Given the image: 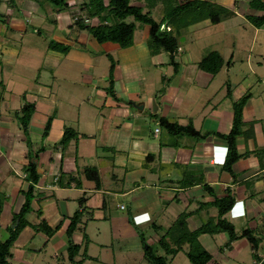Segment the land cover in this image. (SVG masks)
I'll list each match as a JSON object with an SVG mask.
<instances>
[{"label":"crops","instance_id":"obj_1","mask_svg":"<svg viewBox=\"0 0 264 264\" xmlns=\"http://www.w3.org/2000/svg\"><path fill=\"white\" fill-rule=\"evenodd\" d=\"M25 1L27 0H18V2L15 0H0V6L3 5L2 8L4 9L3 13L0 12V16H3V20L5 19L1 22L7 27L3 39L0 41V55H3L2 53L8 56L11 53L18 55L23 51L22 55L33 56L42 59L43 62L47 61L46 67L51 65L50 60H53L55 56L61 57L62 59L57 58L59 64L53 68V73L57 76L61 74L59 69L63 60L70 63L76 62L78 65L83 63V67H86V71L83 69L85 74L81 76L84 80L83 86L96 89L97 96L95 99L88 98L86 100L87 105L90 107L84 106L76 100L69 101L68 106H70V109H76L77 113L72 112L69 117L72 116L76 120V129L79 132L83 121L84 124L86 123L89 113H92L94 109H98V112L91 117V121L84 125L82 130L83 140L81 136L82 141L76 142L74 139L71 141L72 143H69L74 144V152L71 157L68 148L54 147L60 140L63 130L68 127L69 117L60 114L62 109L61 100L52 90L49 91L46 87H44L46 89L41 88V85H34L35 89L38 88L43 94L42 97L47 100L53 96L50 103L57 105V108L52 111L51 117L53 120L46 138H42L41 134L50 116L49 110H46L47 112L35 110L29 123V127L37 129L38 134H40V136L36 134V138H40V143H38V146H31L32 153L38 151L41 147H44L45 150L40 151L36 161H33L37 165V172L40 175V179L35 185V198L33 200L35 208H31L30 212L34 215L32 218L27 219L29 224L23 229V231H27L25 237L19 236L11 248L10 264L11 261L16 264H33L38 255L43 256L42 253L47 252L53 253L52 257L54 259L60 260V258H63L62 252L67 251V239L65 242L64 238L66 237L65 231L69 224V218L76 211H79L81 206L79 204V209L75 211L70 209V204L71 202H79L80 198L86 200L84 207L87 212L81 218L79 229L72 236L73 244L82 247L85 237H89L87 228L90 221L108 222L112 231V233L110 231L111 240L115 239L117 242L121 240L120 254L124 257L131 256L130 254L142 256L145 250V244L140 242L138 238V235H143L142 231L134 227L137 232L135 235L134 230L129 229V225L133 223L132 215L147 214L149 216V221L152 220L150 229L155 234L150 236L148 240L143 235V239L146 244L155 245L162 238L164 231L168 230L181 214L187 215V228L192 232L207 223V221L216 220L218 211L213 205L214 198L225 197L228 193L233 195L235 204L224 215V219L232 224L235 231H237V222L241 223L244 217L247 216L252 221L243 226L244 229H249L254 233L258 231L259 235L262 231L261 236L264 237V219L261 217L263 210L254 207L250 202L253 196H259L264 191V169H261L258 158L254 155L241 158L232 166V173L230 174L222 168L227 153V147L223 140L209 135L204 138L182 136V138H178L179 141H172L169 133L166 132L162 136L161 130L157 128V126L160 127L158 118L163 117L170 122L174 119L173 123H178L180 126L181 124L185 126L192 125L200 135L207 133L228 134L232 127V109L230 110L228 107L221 106L220 102L214 101L215 96L208 100V97H204L206 94L204 96H201V94L198 96L197 94V91L207 93L208 88L215 82L218 73L211 75L198 69L193 74L186 73L183 75L180 72H185L182 69L185 68V65L182 67V63L176 62L177 74L174 76L175 78L173 77L175 80L171 81V78L163 76V72L165 74L171 73L169 70L171 64L167 53L161 52L150 55L148 47L142 46L141 43H135L134 38L129 48L121 49L117 45L105 43L102 44L105 45L103 51V49H99L100 44L91 35L79 30L76 38H81L84 42L78 43V40L76 39V42L71 36V34H74L75 27L72 26L74 21L71 19L73 13L70 12V9H72L70 5L69 9L65 11L57 12L53 10L55 12L54 18L50 16V18L47 17L49 20L45 17L43 21H37L36 11L35 17L29 16L31 10L27 12L28 15L23 14L26 11L19 4ZM39 1L33 0L41 9L44 4L39 3ZM248 2L250 0H241V2L240 0H227V3L231 4L230 6L234 10L232 17L237 16L238 12L245 19L247 15H259L258 12L250 10ZM240 5L242 9H240ZM246 6L248 10L244 11ZM59 15H62V18ZM90 20L98 22L97 18ZM60 21L63 22L62 25L66 29L64 35L60 31L63 29L59 25ZM30 22H32L31 27L34 30H39V33L35 31L38 36L41 35L42 24L47 22V29L50 32H57V35L61 33V38L65 36L64 40L74 41L75 44L73 46L65 45L66 40L59 39L62 41L56 43L68 46L69 51L62 55L58 51L50 50L48 41L43 40L41 44L34 42L32 36L30 38L26 36L25 32H27ZM221 22L218 24H221ZM50 23H54L55 27L49 25ZM209 23L210 25H217ZM249 24L251 23L249 22ZM15 25H17L16 28ZM260 29H264V25L261 28H255L254 38L259 34ZM14 33L18 34V40L12 38ZM253 40L247 41L246 46L249 51L252 48ZM11 45L13 48L9 50ZM88 45L96 50L91 55L82 52L83 49H87L86 46ZM75 47L78 51H75ZM179 53H183L180 46L175 57ZM142 54L147 56V62L141 64L138 57ZM103 56H110L111 60L116 63L113 65L112 71L115 99L107 94L109 70L106 73L105 69L103 71L104 75L101 76L104 78L105 85L96 87L93 84V81L98 78L96 67L104 58ZM263 62H258L257 65L261 67L264 64ZM197 63L194 64L197 65ZM145 72L150 75L147 76V80L144 76ZM250 73L253 74L251 70ZM262 78H258L260 86L264 83V75ZM97 81L101 80L98 79ZM164 82L168 85L163 87V92L158 95L155 91L157 84L162 85ZM262 87L263 91L258 95V99L251 98L252 102H258L260 106H264V85ZM58 88L59 86L56 87V89ZM220 90L217 92L219 93ZM13 91L16 95L19 93L13 80L9 79L5 85V92L12 94ZM119 93L122 95H119ZM14 94L11 95L10 100L17 98ZM189 95L196 96V100L194 98L189 99ZM223 95L225 96V94ZM223 101L221 100V102ZM188 102L190 105L187 104ZM81 107H83V110H81ZM243 114L246 116V111L244 113L243 110ZM148 118L154 120L153 124L147 122ZM176 119L179 122L175 121ZM243 122L253 124L254 135L248 139L244 136L236 139L237 151L238 147H242V152L238 153H252L256 150H263L264 128L257 127L258 129H256L255 125L258 124V121L255 122L250 117H243ZM0 123H2L0 124V186L4 183L9 185L13 181L17 191V196L12 194L3 199L0 196L2 201L0 213L1 233L8 232L12 226V215L15 213L13 212L14 204L18 200L17 197L20 196V207L22 206L24 198L20 193L27 189L29 183L26 181V175L23 171L28 162V147L24 146L22 139L16 141L17 144L13 143L11 145L14 132H10V127H2L1 111ZM4 126H9V122L8 125L4 124ZM245 129L246 127H244ZM73 130L76 132L75 129ZM10 146L12 147L10 148ZM15 147L17 148L15 151L17 154L13 158L12 148ZM145 161H148V164H145ZM184 166L186 167L185 173L176 179V176L172 175L173 169H182ZM86 167L97 169L100 181L99 188H96L92 181L85 178L83 171ZM156 168L159 172L161 170L164 172V169H170L171 172L164 173L165 176L163 175L162 178L156 177L158 175ZM188 173L190 174L188 175ZM107 176L106 179L109 180L105 179ZM72 177L75 178L74 181L71 180ZM112 185L114 186L112 187ZM206 186L211 188V193L206 191ZM110 197L126 199L127 204L125 206L123 204L115 206L114 209L117 212L115 214L118 215H111V210L107 211ZM9 199H12L11 203L6 202ZM239 204L243 206L242 215H236L237 205ZM38 212L40 217L37 216ZM228 216L232 221L227 220ZM42 220L51 229H56L51 237H47L42 231L39 232L38 230L29 233L35 228L33 225L37 226ZM250 224H252V228L247 227ZM227 240L225 233L198 236L197 242L212 257L208 264H260L264 260L263 240L258 243V248L255 251L256 257H254V252L251 249L252 256L250 258H243L248 245L247 242L238 239L227 244ZM209 242L211 247H208L207 250L204 244H209ZM97 245L103 247L100 243H97ZM110 246H113V244L111 243ZM184 247L188 248L187 246ZM184 247L171 259L170 264L176 263L179 254H182V252L185 254L187 250L184 251ZM85 252H87V249H85Z\"/></svg>","mask_w":264,"mask_h":264},{"label":"rangeland","instance_id":"obj_2","mask_svg":"<svg viewBox=\"0 0 264 264\" xmlns=\"http://www.w3.org/2000/svg\"><path fill=\"white\" fill-rule=\"evenodd\" d=\"M15 1L18 2V0H15ZM68 1H69L68 4L72 8L70 9L71 10L70 12L73 13L71 15V19L73 21H75L79 17L86 16L84 9H82L81 7L83 0H74V1L68 0ZM187 1L188 0H176V3L181 5L182 3H186ZM191 1H194V0H191ZM195 1H197V4H200L201 1H206L212 4H218L231 11H234L233 8L230 6L231 4H228L229 2L227 3V0H195ZM262 1L264 2V0ZM74 2L75 4H73ZM104 2L106 4L107 0H105ZM39 3L44 4V6L41 7V9L39 8V6H37L33 2V0H27L25 2H21V4L19 5H22L23 10L26 11L23 13L24 15L25 14L28 15L27 12L31 10L29 11L30 12L29 16L31 17L36 16L37 21L39 20L43 21V18L45 17L50 18V16L51 18H54L55 12L53 11V7L47 3L42 2V0H40ZM139 4L144 7L145 0H131L130 5L140 6ZM2 6L3 5L0 6V12L4 10ZM170 9H171L170 7L167 8V5H164V4H161V2H158L157 5L154 7V9L150 11L151 17L157 23H160L162 22V19L166 15V13L171 12ZM240 9H242L241 5H240ZM246 9H247V6L244 8V11ZM147 10L148 9L144 8L143 13H146ZM35 11L37 15H35ZM67 13L69 14V12ZM2 17L3 16H0V41L3 39L5 35V31L7 30L6 25L3 22H1V20L2 21L5 20V19L3 20ZM59 17L62 18V15L61 16L59 15ZM203 18H204L203 14L196 13V16H195V13L193 11L190 10L189 12H187L186 10L179 17L171 20L169 22V26L166 28L169 30L167 33L176 37L178 46H180V49L183 50V53H179L175 57V62L179 64L182 63V67L185 65V68L184 67L182 68L185 72L181 71L180 73H182L183 75L186 73L193 74L197 72V70L199 69L198 66L194 63L199 62L202 58H204L206 55H208L212 51L220 53L222 56V59H224L225 61L224 65L222 66L219 73L216 75L215 82L213 83V85L208 88L207 93L197 91L198 96L200 94L201 96H204L206 94L204 97H208V100H210V98L212 99L213 96H215L214 101L216 102L218 101V103L220 102L221 106L228 107V109L230 108L231 110L233 106L232 103L234 101H237L242 96L249 93L251 95L250 99L248 100L247 104L244 107V113L246 111V116H244L243 114V117H247V118L250 117L253 120H255V122L258 121V124L255 125L256 129L261 128V127L264 128V106L263 105L260 106L258 102H254V101L252 102L251 100V98H254L257 100L258 95L260 94L261 91H263L262 86L264 85V83H262V86H260L258 82V78L263 79L262 77L264 75V64L261 67H259L257 63L264 61V29H260L259 34H257L254 38V34H253L255 31L254 26L252 24H249V22L240 14V12H238L237 16L225 19L221 22V24H217V25H210L209 19H203ZM113 21L112 19L109 18L110 24H113L114 23ZM164 22L161 24L160 29H162V27L165 25ZM166 22L168 23V21ZM86 23L91 24L92 26L93 25L95 26L98 22L96 20H93V21L87 20ZM125 23H135V22L130 17L125 20ZM62 24L63 22L60 21L59 25L63 27ZM42 25L43 26L40 29V34L42 36L41 35L38 36L35 32L36 29L34 30V28L31 27L32 22H30L29 27L27 28V32H25V34H27L26 36H28L29 38L32 36L34 38L33 39L34 42H38L41 44L43 40L48 41V44H49V42L56 43L57 41H62L64 40V38H66L65 36L61 38L60 37L61 33L57 35V32H54V33L50 32L49 29H47L48 28L47 22ZM49 25H51L52 27H55L54 23H50ZM135 25L137 29L134 32V42L141 43L142 46L146 47L147 40H148L149 27L146 25H141L139 23H135ZM16 26L17 25H15V28ZM195 28H200V29H197L195 31L194 30ZM60 31H62V35L66 34V29H64V27ZM73 33L74 34H71V36L76 41L77 39L76 36L78 35L77 27H75V29L73 30ZM85 34L87 33L85 32ZM12 38L17 39L18 34L14 33ZM59 39H62V40H59ZM252 39L254 40L252 43V48L249 51L247 49L248 47L246 46V44L248 40L251 41ZM65 40H66V42H64L66 43L65 45L73 46L75 44L74 41H69L68 39H65ZM77 40H78V43L84 42V40L81 38ZM104 46L99 45V49L101 50L103 49L104 51L105 50ZM12 48L13 47L11 45V48L9 50H12ZM86 48L87 49L86 50L83 49L82 52H86L89 55H91L92 53L96 51L94 50L95 48H93L91 45L86 46ZM75 51H78L76 47H75ZM22 52H20V54L18 55H15V53H11L10 56L5 55L4 53H2L3 55H0V111L2 113V120H3L2 127L4 128L10 127V132L12 131L14 132V136L12 140L13 142L11 143V145L13 143L17 144L16 141H19V139H22L24 142V146H27L28 142L30 143L29 145L31 146L32 145L38 146V143H40V138H36V134H38L39 131L37 129H32L29 126H28L27 131H24L20 127L19 121H21V118L25 116V113L22 112V108H25L26 104H29L33 106L34 111L38 109V111L47 112L46 110H49V115H50L49 117H51V115L53 114L52 111L57 108V105H52L50 103L51 100H53L52 99L53 96H51L50 99L47 100L46 98L42 97L43 94L38 88L35 89V86L41 85L40 86L41 88L46 87L47 90L49 91L52 90L53 93L57 94L58 98L62 102L61 104L62 109H61L60 114L62 115L65 114V116L67 117H69L72 114V112H75V114H77L76 109H70V106H68L69 101L73 102V100H76L77 102L82 103L84 106H89L87 105L86 100L88 98H91V100L95 99V97L97 96V93H96V89H91V88L83 86L84 80H82L81 76L82 74L83 75L85 74L83 73V69L86 71V67L85 66L83 67V63H81V65H78L76 62L70 63L69 61L63 60L62 65L59 69L61 71V74H58L57 76V75H54L53 68H55L59 64V61L57 60V58L62 59L61 57L55 56L53 60H50L51 65H49L50 67L49 68L48 65L46 67L47 61L43 62L42 59H37L33 56H26V54L22 55L23 54ZM59 53L64 55V53L62 52H59ZM144 54L138 57L139 62L141 64L144 62L145 63L147 62V58H146L147 56H145ZM103 57L104 58L101 59L99 65L96 67L97 72H98L97 80L98 79L101 80L99 82L96 79L93 81V84H95L96 87H102L103 85H105L104 84L105 82L103 81L104 78L101 77L104 75L103 71L106 69V73H108V70L110 71V66L112 64L113 65L116 64L113 60H111L110 56L109 57L103 56ZM249 68L251 72H253V74L250 73ZM168 69H169V66H168ZM169 70L171 73L173 71L172 73L173 75L171 73L169 74V72L168 74H165L163 72V76L169 77L171 78V81H174L175 80L174 76L177 74V71L174 70V66L172 65L170 66ZM147 73L148 72L144 73L146 80L148 79L147 76H150ZM9 79H12L13 82L15 83V88L16 90L18 89L19 91V93L17 92L18 93L17 95L14 94L15 91H13L12 94L10 92H5V85ZM166 85H168L166 82L162 83V85L157 84L155 91H157L158 95L163 92V87H165ZM58 86L59 88L56 89V87ZM221 87H223V89L220 90ZM112 90L115 91L114 84L112 86ZM218 90H220L219 93L217 92ZM228 90H230L231 92V98L226 96V93ZM202 91H205V90H202ZM13 94L14 96L16 95L17 98H15V100L13 99L10 100L11 95ZM223 94H225V96ZM119 95H122V94L119 93ZM193 98L196 100V96L189 95V99H193ZM221 100H224V101L221 102ZM212 103L214 102L212 101ZM187 104L190 105L189 102ZM81 108H82L81 110H83V107ZM97 112H98V109H94L92 113L90 112L89 117L86 118V123H88V121H91V117H93V115H95ZM146 113H148V111H146ZM75 121L76 120H74L72 116L69 117L67 126L68 128L75 129L77 132V129H76L77 123ZM175 121H177V119ZM8 122H9V126H4V124L8 125ZM147 122L150 124H153L154 120H150L148 118ZM172 122H174V119ZM85 124L83 121V123L81 124V127L79 128V132H77L78 134L75 139L76 142L80 141L81 139L83 140L82 130ZM181 126H185V125L181 124ZM157 128L161 130L162 136L164 133L167 132L161 126L160 127L157 126ZM193 129L195 130L196 128L193 127ZM81 133L82 135H80ZM38 135L40 136V134ZM81 136L82 138L80 139ZM170 137L172 138V141L173 140L179 141L178 138H182L181 135H178V136L170 135ZM184 137H191V136L186 135ZM11 147L12 146H10V148ZM66 148L70 150L69 152H71V154L69 156L72 157L73 152H74V144H68L66 147H64V149ZM16 150H17L16 147L12 148L13 158H15L17 154V152H15ZM238 152H242V147H238ZM145 164H148V161L147 162L145 161ZM178 169H175V170L173 169V172H172V175L176 176L175 177L176 179L180 177L183 173H185L186 167L184 166L182 167V169L180 168ZM156 170H157L156 172L158 173L156 177H160V178H162L164 173L168 171L171 172L170 169H167V170L164 169L165 170L164 172L163 170L159 172L158 168H156ZM189 174L190 173H188V175ZM106 178H108V176L105 177V179ZM18 180L20 181V179ZM106 180H109V179H106ZM13 183L14 182L11 181L9 185L4 183L2 186H0V196L2 197V199L12 194L17 196V191L15 190V185ZM113 186L114 185H112V187ZM17 199L18 200L16 201L13 207V212L15 213H18L19 212L18 210H20L19 209L20 208V196H18ZM11 201L12 199H9L6 202L11 203ZM250 202L254 207L256 206V207H259L261 211L263 210L262 211L263 215H261V217L262 219H264V191H262L259 194V196H253V198L250 199ZM121 204L125 206L127 204L126 199L110 197L108 206H107V211L111 210L110 211L111 215L112 214L118 215V214H115L117 212L114 208L116 205H121ZM31 208L32 209L35 208L33 202L31 204ZM70 209L75 210V211L78 210L79 202L78 201L71 202ZM33 215H34L33 213L32 214L29 213V215L26 216V219L32 218ZM145 216H147V219L144 218ZM132 218H133V223L129 225V229L134 230L133 232L135 235L137 232L134 229V227H137L140 231H142L144 238L146 240H148L150 236H153L155 234V232L152 231V229H150L152 220L149 221V216L147 214H141L140 216L132 215ZM227 220L232 221V219L229 216L227 217ZM251 221L252 220L248 219L246 216L244 217L241 223L237 222V225H236L237 235H241L243 231H245L243 226H246ZM252 224L248 225L247 227L252 228L251 227ZM33 227L35 228L29 231V233L34 232V231L37 232L38 225L37 226L33 225ZM110 231L111 230L109 228L108 222L90 221L88 224V228H87V233L89 237L88 238L85 237V239L83 240L81 251H79V253L75 257V260L80 261L84 258V261H82L81 264H151L145 258L144 252L142 256H138L137 254H130L131 256L124 257L123 255H121L120 254V250H121L120 241L121 240L119 242H117V240L115 239L112 241L111 236H110L112 231L111 233ZM166 231L167 230L164 231V234L166 233ZM251 232L253 236L259 240V242L263 240L262 244L264 245V237L261 236L262 231H261V235H259L258 231L255 233L253 231ZM26 233L27 231H21L19 236L25 237ZM8 237H9L8 232H1L0 242H3ZM138 238H139V241L142 242L140 235H138ZM64 240L66 242V237L64 238ZM243 241L248 243L245 253L243 254L244 256L243 258H250L252 256V253H250L252 249L251 244L247 241V238H243ZM97 243H100L101 245H103V247L97 245ZM111 243L113 244V246H110ZM155 245L157 244L155 243ZM204 245H206L207 250H208V247H211L210 242L209 244L205 243ZM85 249H87V252H85ZM157 249H158L157 250L158 255H164V252L161 248H157ZM185 250H187L186 247H184V251ZM42 254L43 256L41 254L38 255V258L33 264H72L71 262H69L67 258V251L62 252L63 258H60V260L54 259L52 257V255L54 254L51 252L42 253ZM11 264H16V263L14 261H11ZM167 264H170V261ZM175 264H191V263L187 259L184 252H182V254H179L177 256Z\"/></svg>","mask_w":264,"mask_h":264},{"label":"trees","instance_id":"obj_3","mask_svg":"<svg viewBox=\"0 0 264 264\" xmlns=\"http://www.w3.org/2000/svg\"><path fill=\"white\" fill-rule=\"evenodd\" d=\"M37 1V0H36ZM83 0L82 9L86 12V16L79 17L74 21L72 26L77 27L80 32H86L91 35L98 44L102 45L105 43H111L117 45L121 49L129 48L133 43L134 32L136 30L135 23L141 25H146L149 27L147 47L150 55H156L158 53L164 52L169 55V63L174 66L175 71H177V63L174 61L176 51L179 48L177 44V39L175 36L167 33L169 30L166 29L169 26V22L177 17H179L184 11L190 10L197 14H203V19H209L212 24H218L221 20L232 17L234 12L218 4H212L206 1H201L197 4V1H187L181 5L176 3V0H145V5L137 6L130 5L131 0ZM42 2L49 4L53 7V10L60 12L69 9L68 0H42ZM147 2V3H146ZM158 2L167 5V8H171L169 13L163 17L162 22L157 23L151 17L150 11L154 9ZM196 5V6H194ZM250 10L256 11L259 15H247L246 19L255 27L261 28L264 25V2L262 0H251L248 4ZM148 9L146 13H143V9ZM132 18L135 23H125L127 18ZM92 18H97V25L87 24V20ZM109 18L114 22L110 24ZM165 21V22H164ZM168 21V23L166 22ZM165 25L160 29L161 24ZM39 33V30L36 31ZM48 48L50 50L67 53L69 47L49 42ZM223 59L221 55L215 51L210 52L204 58H202L197 66L200 70L205 73L216 75L219 73L223 66ZM113 64L110 66L109 76H108V88L107 94L115 99L112 77ZM226 96L231 98L230 90L227 91ZM250 94L247 93L242 96L237 101L232 103L233 120L232 127L228 134L221 133H207L205 135H200L199 132L193 129L192 125L180 126L176 123L170 122L168 119L159 117V125L164 128L172 136H191L194 138L207 137L213 135L218 139L225 142L227 147L226 157L223 163V170L232 173V166L239 161L241 158H245L249 155H254L258 158L261 169H264V149L256 150L254 152H245L243 154L238 153L236 147V139L240 136H244L246 139L253 137V124L243 122V110L248 100L250 99ZM22 112L25 116L21 118L20 127L27 131L31 117L34 113L32 105L26 104L25 108H22ZM53 118L49 117L42 130V138H46L52 123ZM244 127L246 129L244 130ZM77 133L72 129L66 127L63 130V134L60 140L55 144V148H64L72 140L76 139ZM30 144L29 142L27 143ZM27 145V146H28ZM31 145L28 146L27 165L23 168L26 175V181L29 183L25 191H21V195L24 198V202L20 207L18 213L13 214L12 227L9 228V237L0 242V264H10L9 259L11 258V247L15 243L20 232L23 231L25 227L29 224L26 216L31 212V204L35 198V185L40 179V175L37 172V165L33 161H36L40 151H44L45 148L41 147L38 151L32 153ZM85 178L92 181L96 188H99V174L95 167H86L83 171ZM71 180H75L74 177ZM79 185V184H76ZM206 191L210 193L211 188L205 187ZM215 197V196H214ZM84 198L79 199L80 210L76 211L70 218L69 224L66 228L65 234L67 239V257L69 262L72 264H81L84 258L80 261L75 260V257L81 250L79 245H75L72 242V236L77 231L78 226L81 222V218L87 212L84 207ZM235 199L233 195L228 193L225 197L214 198L213 205L217 208L218 214L216 220H209L207 223L202 225L195 231H189L186 224L187 215L181 214L174 221L172 226L163 234L162 238L156 243L157 245H148L143 239L141 234V241L143 244L147 245L144 250L145 258L151 264H167L171 259L180 251H182L184 246H187V251L185 255L191 264H208L212 257L204 250L200 244L197 242L198 236L202 234L215 235L220 233H225L227 235V244H230L238 239L247 238V241L251 244L252 251L254 252V257H256L255 251L258 248L259 240L255 238L251 230L247 229L243 231L241 235H237L235 228L232 224L224 219V215L227 214L234 206ZM2 210V201L0 199V213ZM39 213V212H38ZM90 213V212H89ZM40 217V213L37 214ZM38 231H42L47 237H51L56 229H51L42 220L38 224ZM169 241V243H168ZM157 248H161L164 255L157 254ZM264 264V260L260 263Z\"/></svg>","mask_w":264,"mask_h":264},{"label":"clouds","instance_id":"obj_4","mask_svg":"<svg viewBox=\"0 0 264 264\" xmlns=\"http://www.w3.org/2000/svg\"><path fill=\"white\" fill-rule=\"evenodd\" d=\"M243 214V206L242 204L237 205V211H236V215H242ZM145 219H147V216L144 217Z\"/></svg>","mask_w":264,"mask_h":264},{"label":"water","instance_id":"obj_5","mask_svg":"<svg viewBox=\"0 0 264 264\" xmlns=\"http://www.w3.org/2000/svg\"><path fill=\"white\" fill-rule=\"evenodd\" d=\"M147 245H144V249H146Z\"/></svg>","mask_w":264,"mask_h":264}]
</instances>
